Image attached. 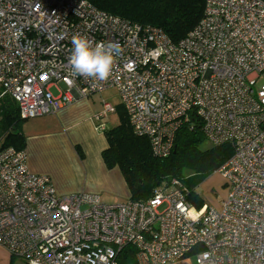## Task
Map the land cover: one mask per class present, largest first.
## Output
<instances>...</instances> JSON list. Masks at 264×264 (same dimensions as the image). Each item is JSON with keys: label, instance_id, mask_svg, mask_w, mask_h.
Listing matches in <instances>:
<instances>
[{"label": "built area", "instance_id": "2783aa9c", "mask_svg": "<svg viewBox=\"0 0 264 264\" xmlns=\"http://www.w3.org/2000/svg\"><path fill=\"white\" fill-rule=\"evenodd\" d=\"M114 43L107 80L72 76L74 35ZM264 0H204L199 22L178 42L88 0H0V90L19 118L56 114L74 97L115 89L135 135L168 157L177 131L197 118L231 155L214 172L226 186L218 207L196 208L177 178L144 201L59 194L31 172L24 150L0 148V246L24 264H264ZM64 87L61 90L59 85ZM55 89L58 95H53ZM116 106L94 115L104 133Z\"/></svg>", "mask_w": 264, "mask_h": 264}, {"label": "trees", "instance_id": "16d2710c", "mask_svg": "<svg viewBox=\"0 0 264 264\" xmlns=\"http://www.w3.org/2000/svg\"><path fill=\"white\" fill-rule=\"evenodd\" d=\"M107 13L132 23L161 28L178 42L199 22L204 0H88ZM118 123L104 131L107 147L101 153L108 169L118 167L130 192V199L144 201L163 182L177 178L189 189L188 200L200 209L204 202L197 187L212 175L231 155L230 144L211 145L202 132V123L193 118L176 133L174 149L166 158L152 154L148 138L135 135L128 117L119 104ZM16 103L0 90V147L25 148ZM119 264H135L133 248L119 252Z\"/></svg>", "mask_w": 264, "mask_h": 264}, {"label": "crops", "instance_id": "0c3cea01", "mask_svg": "<svg viewBox=\"0 0 264 264\" xmlns=\"http://www.w3.org/2000/svg\"><path fill=\"white\" fill-rule=\"evenodd\" d=\"M100 110L90 97L75 96L56 114L23 120L24 151L29 170L48 176L59 194L87 192L114 203L128 199L130 192L119 168L108 169L102 159L107 141L94 121ZM0 264L24 262L0 246ZM173 264L191 263L184 258Z\"/></svg>", "mask_w": 264, "mask_h": 264}, {"label": "clouds", "instance_id": "9594fccd", "mask_svg": "<svg viewBox=\"0 0 264 264\" xmlns=\"http://www.w3.org/2000/svg\"><path fill=\"white\" fill-rule=\"evenodd\" d=\"M69 64L72 76H84L100 81L107 80L112 72L115 57L121 49L114 43L93 44L88 36L74 35Z\"/></svg>", "mask_w": 264, "mask_h": 264}, {"label": "rangeland", "instance_id": "374dc122", "mask_svg": "<svg viewBox=\"0 0 264 264\" xmlns=\"http://www.w3.org/2000/svg\"><path fill=\"white\" fill-rule=\"evenodd\" d=\"M262 83H264V76H262L257 80L256 85L260 86ZM59 86L62 87L61 84ZM51 91L53 95L58 94L55 89H51ZM88 97H90L92 101H94V103L98 106H101L102 102L104 101H108L112 103L114 106L120 103V98L115 89H110L102 93L92 94L91 96ZM118 115L119 113L116 110L114 113H111L108 116L107 124L110 127L117 125L119 119ZM34 121L36 122V120ZM203 182L204 183L199 188L201 198L203 199L204 202L203 207H211V206L218 207L222 202L226 191V186L222 185L223 181L221 176H219L216 173H213ZM217 204L219 205L217 206ZM185 259L189 261L191 264H195L194 254L188 255L187 257H185Z\"/></svg>", "mask_w": 264, "mask_h": 264}]
</instances>
